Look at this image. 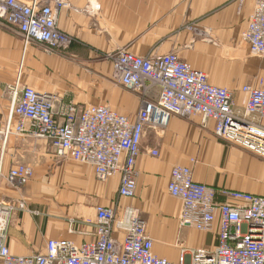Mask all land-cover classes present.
I'll return each mask as SVG.
<instances>
[{
  "label": "crops",
  "instance_id": "crops-1",
  "mask_svg": "<svg viewBox=\"0 0 264 264\" xmlns=\"http://www.w3.org/2000/svg\"><path fill=\"white\" fill-rule=\"evenodd\" d=\"M67 1L71 8L60 13L58 26L72 43L60 54L37 44L25 48L16 30L0 23L1 124L11 110L9 86L17 82L58 96L57 111L69 102L80 108L105 105L135 121L142 96L114 81L113 64L103 57L121 48L141 57L177 52L211 84L232 91L239 110L247 99L242 86L264 79V60L243 39L256 0ZM159 90L152 88L147 98L156 100ZM140 147L136 196L120 198L119 174L101 181L91 165L58 158L47 139L11 136L0 149V200L26 204L11 218V253H44L51 239L94 241L100 205L119 206V212L127 205L137 208L158 257L176 262L184 249L214 247L217 230L179 223L182 201L168 190L176 165L190 166L198 183L264 196V160L217 137L211 119L174 116L163 130L146 128ZM19 163L32 166L33 176L12 186L7 176ZM115 237L123 235L117 231Z\"/></svg>",
  "mask_w": 264,
  "mask_h": 264
},
{
  "label": "built area",
  "instance_id": "built-area-1",
  "mask_svg": "<svg viewBox=\"0 0 264 264\" xmlns=\"http://www.w3.org/2000/svg\"><path fill=\"white\" fill-rule=\"evenodd\" d=\"M70 8L67 0H0V23L16 30L25 48L37 44L48 53H62L72 41L58 20ZM243 39L253 56L264 57V0H256ZM107 59L113 64L114 81L142 96L135 121L105 105L80 108L69 102L57 111L58 96L17 82L9 86L11 110L6 122L0 123V149L6 148L11 136L47 139L58 158L91 165L101 181L119 174L120 198L136 196V164L146 128L163 130L174 116L211 119L217 137L264 160L263 81L258 86H242L247 99L239 110L232 91L211 84L205 72L193 68L177 52L141 57L121 48ZM154 87L160 89L158 98L150 100L147 96ZM33 172L32 166L19 163L7 180L12 186H23ZM168 190L182 201V227L218 231L214 247L184 249L176 262L158 257L137 208L127 205L119 212V206L100 205L94 241L78 244L51 239L44 253L17 256L9 249L8 231L13 214L26 209V204L0 200V263L264 264V196L198 183L192 168L185 165L173 167ZM117 231L122 239L115 237Z\"/></svg>",
  "mask_w": 264,
  "mask_h": 264
},
{
  "label": "rangeland",
  "instance_id": "rangeland-1",
  "mask_svg": "<svg viewBox=\"0 0 264 264\" xmlns=\"http://www.w3.org/2000/svg\"><path fill=\"white\" fill-rule=\"evenodd\" d=\"M70 47H71V45L69 46V48H70ZM69 48H68V49H69ZM68 49H67V50H68ZM67 50H65V51H67ZM65 51H64V52H65ZM56 54H60V53H56ZM106 55H108V54H106ZM106 55H104L103 57L107 59V56H106ZM257 57H258V56H257ZM259 58H261V59L264 60V57H259ZM262 81L264 82V79H261V80H260V82H262ZM260 82H259V83H260Z\"/></svg>",
  "mask_w": 264,
  "mask_h": 264
}]
</instances>
